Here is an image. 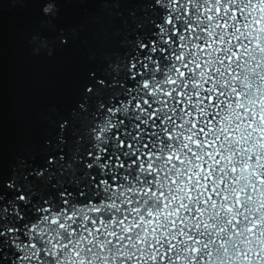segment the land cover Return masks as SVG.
<instances>
[{"label":"snow or ice","instance_id":"snow-or-ice-1","mask_svg":"<svg viewBox=\"0 0 264 264\" xmlns=\"http://www.w3.org/2000/svg\"><path fill=\"white\" fill-rule=\"evenodd\" d=\"M145 4L168 47L92 72L89 135L61 119L0 174V264H264V0Z\"/></svg>","mask_w":264,"mask_h":264},{"label":"water","instance_id":"water-1","mask_svg":"<svg viewBox=\"0 0 264 264\" xmlns=\"http://www.w3.org/2000/svg\"><path fill=\"white\" fill-rule=\"evenodd\" d=\"M45 3H60L61 19L57 23L73 36L67 46L59 45L61 34L43 22ZM145 3L32 0L22 5L0 0V174L9 175L22 160L40 164L46 141L61 119L72 116L76 131L84 137L89 135L91 121L87 116H77V109L92 72L104 70L112 60L122 74L126 63L135 58L143 60V53H148L147 49L138 50L140 42L154 44L157 49L168 47L164 43L168 32L161 33L157 27L164 24L167 11ZM192 20L195 24V15ZM35 33L43 34L55 46L52 56L33 55ZM152 55L159 58V52ZM160 67L165 69L167 63L161 61Z\"/></svg>","mask_w":264,"mask_h":264},{"label":"clouds","instance_id":"clouds-1","mask_svg":"<svg viewBox=\"0 0 264 264\" xmlns=\"http://www.w3.org/2000/svg\"><path fill=\"white\" fill-rule=\"evenodd\" d=\"M16 3L27 4L32 0H15ZM60 3H45L42 6L41 17L44 18V23L54 32H59L61 35L58 37L59 45L67 46L73 39L66 29L59 27L57 21L61 19V8ZM31 43L33 47V55H48L52 56L55 51V46L50 45V42L46 36L41 33H35L32 36Z\"/></svg>","mask_w":264,"mask_h":264}]
</instances>
